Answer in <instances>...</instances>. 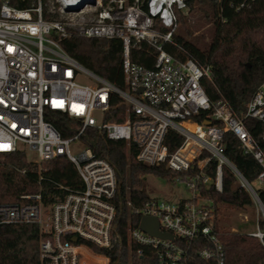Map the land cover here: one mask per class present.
<instances>
[{
  "label": "built area",
  "instance_id": "1",
  "mask_svg": "<svg viewBox=\"0 0 264 264\" xmlns=\"http://www.w3.org/2000/svg\"><path fill=\"white\" fill-rule=\"evenodd\" d=\"M254 1L229 4L242 10L251 8ZM187 9L186 0H48L44 5L37 0L27 9L0 0V153L22 151L27 155L29 150L35 155L31 161L38 165L67 157L83 183L82 189L67 190L50 204L43 200L42 191L23 195L19 203H0V222L39 226L40 264H87L83 250L109 264V257L96 253L88 243L125 251L116 229L115 169L81 143L87 128L104 130L108 138L137 147L136 157L143 164L181 173L173 181L184 183L190 191V196L176 201L151 198L139 209L140 221L127 229L128 249L131 243L155 249L157 264H225L215 201L203 194L210 188L222 193L224 166L252 195L258 226L249 234L264 244V205L253 185L225 155L224 144L227 132L238 137L244 152L259 162L257 183L264 188V129L261 144L245 124L249 117L264 126V82L254 91L244 117L225 99L213 105L204 87L205 81L213 80L211 67L175 40L177 13ZM71 34L119 39L124 86L114 85L77 62L60 45ZM134 49L152 56L151 63L132 61ZM116 96L125 106L122 121L113 113L118 107ZM213 107L215 111L202 122L193 120ZM47 109L68 114L76 121L77 132L63 137L46 119ZM212 119L221 124H213ZM171 130L182 137L175 150L167 144ZM213 160L217 166L212 175L208 170ZM145 216L156 217L159 231L173 237L143 231L140 223ZM137 252L144 254L141 247Z\"/></svg>",
  "mask_w": 264,
  "mask_h": 264
},
{
  "label": "trees",
  "instance_id": "2",
  "mask_svg": "<svg viewBox=\"0 0 264 264\" xmlns=\"http://www.w3.org/2000/svg\"><path fill=\"white\" fill-rule=\"evenodd\" d=\"M6 1L20 9H27L37 2ZM47 1L42 0L43 5ZM230 1L238 3L240 0H186L189 13H177L178 33L176 31L175 40L187 47L200 63L211 67L213 80L205 81L204 87L212 104L225 99L236 113L244 117L254 91L264 82V0H255L251 8L242 10L231 7ZM44 15L46 16V12ZM206 24L214 29L211 40L200 32ZM60 45L97 76L114 85L124 86L125 78L121 69L123 44L119 39L87 38L71 34L63 38ZM169 48L173 53L180 54L175 47ZM131 59L149 65L152 56L134 49ZM114 102L118 105L113 110L117 120H125V106L121 99L116 96ZM214 111L213 107L195 116L193 120L202 122L206 115H211ZM45 115L63 137L77 132L74 126L76 121L68 114L47 109ZM212 122L221 124L214 119ZM245 124L254 139L262 144V122L247 117ZM85 131L82 139L86 146L92 148L96 157L106 159L115 169L118 182L114 197L117 208L116 229L121 235L125 251L118 248L102 249L88 243L90 248L96 253L107 255L109 264H157L155 249L138 243H131V247L127 248V229L129 225L138 224L141 219L138 210L151 199L146 191L145 176L155 174L173 180L182 174L175 173L166 166L143 164L136 157L137 147L124 140L108 138L104 130L87 128ZM181 141L182 137L176 131L168 133L167 144L171 150H175ZM224 144L225 155L253 185L264 205V188L256 185L257 175L261 170L259 162L244 152L234 133L225 134ZM216 166L217 162L213 160L208 170L212 175ZM223 179L222 193L210 188L203 194L215 201L216 227L225 248V264H264V244L258 237L218 228L219 210L223 203L236 210L255 206L252 195L241 186L228 166L223 168ZM82 188L78 170L67 157H55L38 165L28 161L27 155L22 151L0 153V203H19L23 200V195L42 191L43 200L50 204L62 198L67 190ZM260 225L263 227L262 221ZM39 241V226L36 223L0 222V264H40ZM139 247L144 250L143 255L138 254Z\"/></svg>",
  "mask_w": 264,
  "mask_h": 264
},
{
  "label": "rangeland",
  "instance_id": "3",
  "mask_svg": "<svg viewBox=\"0 0 264 264\" xmlns=\"http://www.w3.org/2000/svg\"><path fill=\"white\" fill-rule=\"evenodd\" d=\"M185 13L188 14L189 10L187 9ZM200 32L203 33L208 40H211L214 36V29L207 24L200 30ZM81 79L89 82L87 77H81ZM81 143L85 145L84 142ZM79 145L80 144H78V146ZM74 148L77 149V146L74 145ZM34 156L35 155L32 151L30 152L27 150L28 161H31ZM144 181L146 183L147 194L150 198L176 201L180 198H187L190 196V191L182 182L175 183L172 179H165L155 174L146 175ZM256 185H258V183H256ZM219 213L220 217L217 223L219 229L227 228L236 232H245L248 234L257 231L258 212L255 206L249 207L246 210H236L232 206L223 203L220 206ZM83 253V260L87 262V264H102L99 260L90 257L88 251L83 250Z\"/></svg>",
  "mask_w": 264,
  "mask_h": 264
},
{
  "label": "water",
  "instance_id": "4",
  "mask_svg": "<svg viewBox=\"0 0 264 264\" xmlns=\"http://www.w3.org/2000/svg\"><path fill=\"white\" fill-rule=\"evenodd\" d=\"M204 123L207 125H210L211 121L205 120ZM140 228L143 231H145V232H147L153 236L156 235V236H159L162 238H170V239H171V237H173L172 234L170 235V234L163 233V232L159 231L158 221H157V218L154 216L153 217H148V216L143 217L141 220V223H140Z\"/></svg>",
  "mask_w": 264,
  "mask_h": 264
},
{
  "label": "bare ground",
  "instance_id": "5",
  "mask_svg": "<svg viewBox=\"0 0 264 264\" xmlns=\"http://www.w3.org/2000/svg\"><path fill=\"white\" fill-rule=\"evenodd\" d=\"M185 125L188 127V128H190V129H196L195 127V125L194 124H191V123H185Z\"/></svg>",
  "mask_w": 264,
  "mask_h": 264
}]
</instances>
